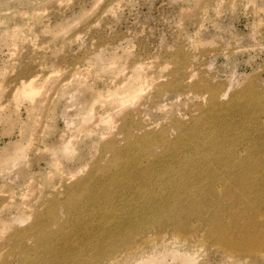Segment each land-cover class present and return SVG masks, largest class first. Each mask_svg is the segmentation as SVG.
<instances>
[{"label":"rangeland","instance_id":"obj_1","mask_svg":"<svg viewBox=\"0 0 264 264\" xmlns=\"http://www.w3.org/2000/svg\"><path fill=\"white\" fill-rule=\"evenodd\" d=\"M263 186L264 0H0V264H264Z\"/></svg>","mask_w":264,"mask_h":264},{"label":"bare ground","instance_id":"obj_2","mask_svg":"<svg viewBox=\"0 0 264 264\" xmlns=\"http://www.w3.org/2000/svg\"><path fill=\"white\" fill-rule=\"evenodd\" d=\"M23 88H24V87H23ZM129 92H131V91H129ZM133 92H134V91H133ZM125 93H126V92H125ZM133 94H135V93H133ZM214 94H215V92H214ZM211 95H212V94H211ZM126 97H127V96H126ZM129 97H130V96H129ZM129 97H128V98H129ZM215 100H216V99H215ZM215 100H214V101H215ZM214 101H213V102H214ZM210 106H211V105H210ZM215 107H216V106H215ZM209 121H210V120H209ZM209 123H210V122H209ZM214 124H215V123H214ZM215 126H216V125H215ZM212 127H213V126H212ZM209 128H211V127H209ZM217 128H218V127H217ZM217 128H216V129H217ZM216 129H215V130H216ZM212 131H213V130H212ZM210 132H211V131H210ZM214 132H215V131H214ZM211 135H212V134H211ZM209 136H210V135H209ZM218 136H219V135H218ZM218 136H217V137H218ZM215 139H216V138H215ZM220 139H221V138H220ZM211 140H212V139H211ZM218 141H219V139H218ZM225 141H226V139H225ZM229 142H230V141H229ZM209 143H211V142H209ZM216 143H217V142H216ZM220 143H221V142H220ZM224 143H225V142H224ZM224 143H223V144H224ZM191 144H192V143H191ZM207 144H208V143H207ZM223 144H222V145H223ZM228 144H229V143H227V145H228ZM209 145H210V144H209ZM229 146H230V145H229ZM207 147H208V146H207ZM207 147H206V148H207ZM209 147H210V146H209ZM212 148H213V147H212ZM220 148H221V147H220ZM229 148H232V147L230 146ZM203 149H204V148H203ZM208 149H209V148H208ZM217 149H218V148H217ZM223 149H224V148H223ZM205 150H206V149H205ZM224 151H225V150H224ZM232 151H233V150H232ZM205 152H206V151H205ZM209 152H210V151H209ZM209 152H208V153H209ZM211 153H212V151H211ZM185 154H186V153H185ZM205 154H207V152H206ZM214 154H215V153H214ZM208 155H209V154H208ZM208 155H207V156H208ZM240 155H241V154H240ZM189 156H190V155H189ZM200 158H201V157H200ZM220 158H221V156H220ZM223 158H224V157H223ZM239 158H240V157H239ZM189 159H190V158H189ZM205 159H206V158H205ZM207 159H209V158H207ZM233 159H234V158H233ZM220 160H222V159H220ZM201 161H202V160H201ZM214 161H215V160H214ZM237 161H238V160H237ZM219 162H220V161H219ZM216 163H217V160H216ZM216 163H215V164H216ZM220 164H221V163H220ZM237 164H238V162H237ZM154 165H155V164H154ZM192 165H193V164H192ZM186 166H187V165H186ZM202 166H203V165H202ZM215 166H216V165H214V167H215ZM250 166H251V165H250ZM235 167H236V166H235ZM153 168H154V167H153ZM186 168H187V167H186ZM201 168H202V167H201ZM229 168H230V167H229ZM229 168H228V169H229ZM236 168H237V167H236ZM145 169H146V168H145ZM199 169H200V168H199ZM255 169H256V166H255ZM146 170H148V169H146ZM149 170H150V169H149ZM152 170H153V169H152ZM226 171H227V170H226ZM227 172H229V171H227ZM207 173H208V172H207ZM221 173H222V172H221ZM235 173H236V172H235ZM230 174H231V173H229V175H230ZM186 175H187V174H186ZM209 175H210V174H209ZM224 175H225V174H224ZM229 175H227V177H228ZM189 177H190V176H189ZM225 177H226V176H225ZM170 178H171V177H170ZM187 178H188V176H187ZM254 178H255V177H254ZM188 179H190V178H188ZM191 179H192V178H191ZM191 179H190V180H191ZM220 179H222V180H219V184H217L218 189H219V190H222V193H223L222 197L230 198L229 201H231V198H232L234 195L230 192L231 190H230L229 188H228V189L223 188V186H224V182L226 181V179H225V178L223 179V177H221ZM236 180H237V179H236ZM242 180H243V179H242ZM174 181H175V180H174ZM200 181H201V180H200ZM256 181H257V180H256ZM258 181H259V180H258ZM229 182H230V181H229ZM237 182H238V181H237ZM243 182H244V181H243ZM245 182H246V180H245ZM162 183H163V182H162ZM179 183H180V182H179ZM179 183H178V181H177V184H179ZM199 183H200V182H199ZM186 184H187V183H186ZM225 184H226V182H225ZM230 184H231V183H230ZM245 184H246V183H245ZM247 184H248V183H247ZM183 185H184V184H183ZM243 185H244V184H243ZM254 185H255V184H254ZM185 186H186V185H185ZM197 186H198V185H197ZM225 186H226V185H225ZM225 186H224V187H225ZM177 187H178V186H177ZM206 187H207V186H206ZM246 187H247V185H246ZM256 187H257V186H256ZM263 187H264V186H263ZM186 188H187V187H186ZM209 188H210V187H209ZM179 189H180V188H179ZM207 189H208V188H207ZM211 189H212V188H211ZM224 189H225V190H224ZM231 189H232V188H231ZM239 189H240V188H239ZM244 189H245V188H244ZM244 189H243V190H244ZM184 190H185V189H184ZM186 190H187V189H186ZM213 190H214V189H213ZM219 190H218V191H219ZM223 190H224V191H223ZM247 190H248V188H247ZM187 191H188V190H187ZM232 191H233V190H232ZM236 191L238 192V189H237ZM245 191H246V190H244V192H245ZM254 191H255V190H254ZM210 192H211V191H210ZM240 192H243V191L241 190ZM192 193H193V192H192ZM178 194H179V193H178ZM195 194H196V193H195ZM235 194H236V192H235ZM240 194H241V193H240ZM213 195H214V194H213ZM236 195H237V194H236ZM238 195H239V194H238ZM238 195H237V196H238ZM199 196H200V195H199ZM199 196H198V197H199ZM207 196H208V194H207ZM210 196H212L211 193H210ZM237 196H236V197H237ZM205 198H206V197H205ZM239 198H240V196H239ZM244 198H245V197H244ZM201 199H202V198H201ZM207 199H208V198H207ZM213 199H214V197H212V200H213ZM216 199H219V198H216ZM223 199H224V198H223ZM234 199H235V198H234ZM241 199H242V198H241ZM241 199H240V200H241ZM250 199H251V198H250ZM253 199H254V198H253ZM208 200H209V199H208ZM208 200H207V201H208ZM210 200H211V199H210ZM210 200H209V201H210ZM225 200H226V199H225ZM262 200H264V199H262ZM180 201L182 202V200H180ZM214 201H215V200H214ZM220 201L222 202L223 200H220ZM227 201H228V200H227ZM203 202H204V201H203ZM215 202H216V201H215ZM253 202H255V201L253 200ZM194 203H195V202H194ZM205 203H206V202H205ZM205 203H204V204H205ZM212 203H214V202H212ZM219 203H220V202H219ZM227 203H228V202H227ZM209 204H210V203H209ZM216 204H217V203H216ZM224 204H225V203H224ZM230 204H231V203H230ZM234 204H235V203H234ZM234 204H233V206H234ZM238 204H239V203H238ZM244 204H247V203H244ZM250 204H251V203H250ZM196 205H197V203H196ZM219 205H220V204H219ZM242 205H243V204H242ZM247 205H248V204H247ZM206 206H207V204H206ZM213 206H214V205H213ZM215 206H216V205H215ZM221 206H222V203H221ZM226 206H227V204H226ZM209 207H210V206H209ZM209 207H208V208H209ZM253 207H255V206H253ZM204 208H205V207H204ZM204 208H203V209H204ZM206 208H207V207H206ZM208 208H207V209H208ZM211 208H212V207H211ZM215 208H216V207H215ZM215 208H214V209H215ZM227 208H228V207H227ZM231 208H232V205H231ZM238 208H239V207H238ZM259 208H261V207H259ZM261 209H262V208H261ZM215 210H216V209H215ZM229 210H230V209H229ZM239 210H240V209H239ZM239 210H238V211H239ZM245 210H246V209H245ZM248 210H250V207H249ZM220 211H221V210H220ZM235 211H237V210H235ZM246 211H247V210H246ZM209 212H210V211H209ZM221 212H222V211H221ZM223 212H224V211H223ZM223 212H222V213H223ZM225 212H226V211H225ZM231 212H232V211H231ZM212 213H213V212H212ZM227 213H228V212H227ZM245 213H246V212H245ZM249 213H250V212H249ZM251 213H252V212H251ZM190 214H191V213H190ZM235 214H236V213H235ZM241 214H242V213H241ZM215 215H216V214H215ZM224 215H225V214H224ZM211 216H212V215H211ZM220 216H221V215H220ZM225 216H226V215H225ZM227 216H229V215L227 214ZM234 216H235V215H234ZM243 216H245V215H243ZM250 216H252V215H250ZM254 216H255V215H254ZM222 217H223V216H222ZM231 217H232V216H231ZM239 217H240V216H239ZM255 217H256V216H255ZM223 218H224V217H223ZM248 218H249V217H248ZM188 219H189V218H188ZM224 219H225V218H224ZM232 219H233V218H232ZM250 219H251V218H250ZM226 220H227V219H226ZM230 220H231V219H230ZM235 220H236V219H234V221H235ZM237 220H238V219H237ZM255 220H256V219H255ZM173 221H174V220H173ZM188 221H189V220H188ZM228 221H229V220H228ZM242 221H244L243 218H242ZM242 221H241V222H242ZM247 221H248V220H247ZM256 221H257V220H256ZM168 222H169V221H168ZM179 222L181 223L180 220H179ZM216 222H217V221H216ZM229 222H231V221H229ZM232 222H233V221H232ZM137 223H138V222H137ZM140 223H141V222H140ZM172 223H173V222H172ZM176 223H177V222H176ZM186 223H187V222H186ZM186 223H184V224L186 225ZM214 223H215V222H214ZM218 223H219V222H218ZM245 223H246V222H245ZM256 223H257V222H256ZM261 223H262V222H261ZM178 224H179V223H178ZM230 224L232 225V223H230ZM230 224H229V225H230ZM143 225H144V224H143ZM152 225H153V224H152ZM152 225H151V228H153ZM154 225H155V224H154ZM156 225H157V224H156ZM173 225H174V224H173ZM179 225H180V224H179ZM229 225H228V227H229V229H230V228H231V227H230L231 225H230V226H229ZM235 225H236V223H235ZM238 225H239V224H237V227H238ZM241 225H242V224H241ZM145 226H146V225H145ZM175 226H176V224H175ZM183 226H184V225H183ZM183 226H182V227H183ZM211 226L213 227L214 224L211 225ZM216 226H218V225H216ZM216 226L213 227V228H216ZM249 226H250V224H249ZM154 227H155V226H154ZM169 227H170V226H169ZM180 227H181V226H180ZM193 227H194V226H193ZM193 227H192V228H193ZM219 227H221V226H219ZM232 227H233V225H232ZM247 227H248V225H247ZM255 227H256V226H254V228H255ZM129 228H130V227H129ZM143 228H144V227H143ZM147 228H148V226H147ZM151 228H150V229H151ZM174 228H176V227H174ZM177 228H178V227H177ZM177 228H176V229H177ZM188 228H189V227H188ZM192 228H191V229H192ZM223 228H224V227H223ZM241 228H242V227H241ZM250 228H251V227H250ZM254 228H252V229H254ZM140 229H141V228H140ZM158 229H160V228L158 227ZM184 229H185V228H184ZM194 229H195V228H194ZM217 229H218V228H216V230H217ZM220 229H221V228H220ZM225 229H226V228H225ZM233 229H234V228H233ZM242 229H243V228H242ZM242 229H241V230H242ZM263 229H264V228H263ZM126 230H127V229H126ZM148 230H149V229H148ZM148 230H147V231H148ZM154 230H155V229H154ZM174 230H175V229H174ZM237 230H238V229H237ZM254 230H255V229H254ZM259 230H261V229H259ZM136 231H137V230H136ZM180 231H181V230H180ZM182 231H183V228H182ZM187 231H188V230H187ZM189 231H190V230H189ZM189 231H188V232H189ZM191 231H193V230H191ZM194 231H195V230H194ZM212 231H213V230H212ZM214 231H215V230H214ZM214 231H213V232H214ZM222 231L224 232L223 229H222ZM232 231H233V230H232ZM247 231H248V230H246V231H244V232H247ZM261 231H262V230H261ZM261 231H260V232H261ZM263 231H264V230H263ZM209 232H211V231H209ZM223 232H222V235L224 234ZM229 232H230V231H229ZM235 232L237 233V232H241V231H235ZM244 232H242V233H244ZM253 232H254V231H253ZM143 233H144V231H143ZM183 233H184V232H183ZM189 233H190V232H189ZM215 233H216V235H217V231H216ZM219 233H221V232L219 231ZM219 233H218V234H219ZM230 233H231V232H230ZM261 233H262V232H261ZM171 234H172V233H171ZM174 234H175V232H174ZM174 234H173V235H174ZM180 234H182V233L180 232ZM186 234H188V233H186ZM192 234L194 235L193 232H192ZM210 234H211V233H209V235H210ZM227 234H228V233H227ZM240 234H241V233H240ZM240 234H239V235H240ZM249 234H250V233H249ZM119 235H120V234H119ZM156 235H157V234H156ZM158 235H159V234H158ZM175 235H176V234H175ZM175 235H174V236H175ZM188 235H189V234H188ZM222 235H221V236H222ZM224 235H225V234H224ZM228 235H231V237L233 236L232 234H228ZM237 235H238V234H237ZM241 235H242V234H241ZM247 235H248V234H247ZM247 235H246V236H247ZM180 236H181V235H180ZM183 236L185 237V233H184ZM211 236H212V235H211ZM214 236H215V235H214ZM225 236H226V235H225ZM248 236H249V235H248ZM248 236H247V237H248ZM259 236H261L260 233H259ZM156 237H157V236H156ZM177 237H178V236H177ZM184 237H183V238L181 237V238L184 239ZM186 237H188V236L186 235ZM189 237H190V236H189ZM233 237H234V236H233ZM241 237H242V236H241ZM247 237H246V238H247ZM253 237H254V236H253ZM255 237H256V236H255ZM263 237H264V236H263ZM263 237H262V239H263ZM152 238L154 239L155 237H152ZM160 238H161V237H160ZM160 238H158V239H160ZM174 238H175V237H174ZM178 238H179V237H178ZM193 238H194V237H193ZM208 238H209V241L212 240V239L210 240V238H211L210 236H209ZM212 238H213V237H212ZM216 238L218 239V237H216ZM219 238H220V235H219ZM224 238H226V237H224ZM224 238H223V241H222V242H224L225 244H228V245L231 244V242L229 241L230 239H229L228 242H227V240H224ZM236 238H237V237H236ZM257 238H259V237H257ZM150 239H151V238H150ZM155 239H156V238H155ZM240 239H241V238H240ZM248 239H250V237H248ZM253 239H254V238H253ZM255 239H256V238H255ZM260 239H261V238H260ZM260 239H259V240H260ZM147 240H148V239H146V241H147ZM176 240H177V238H176ZM206 240H207V238H206ZM214 240H215V239H214ZM220 240H221V238H220ZM232 240H233V239H232ZM244 240H245V239H244ZM251 240H252V238H251ZM256 240H257V239H256ZM256 240H255V241H256ZM146 241H145V242H146ZM149 241H151V240H149ZM149 241H148V242H149ZM182 241H183V240H182ZM184 241H185V240H184ZM209 241H208V242H209ZM217 241H218V240H217ZM238 241H239V237H238ZM240 241H241V240H240ZM240 241H239V244H238V245H240ZM253 241H254V240H253ZM257 241H258V240H257ZM260 241H262V240H260ZM143 242H144V241H143ZM152 242H153V241H152ZM188 242H189V241H188ZM205 242H207V241H205ZM213 242H214V241H213ZM215 242H216V241H215ZM219 242H220V241H218V243H219ZM222 242H220V243H222ZM235 242H236V241H234L233 244H236V243H237V242H236V243H235ZM242 242H244V241H242ZM245 242H246V241H245ZM245 242H244V243H245ZM250 242H251V241H250ZM250 242L247 244V248H248V247H251V246L253 245V243H252V242L250 243ZM146 243H147V242H146ZM153 243H154V242H153ZM193 243H194V242H193ZM193 243H192V244H193ZM254 243H255V242H254ZM257 243H258V242H257ZM143 244H144V243H143ZM158 244H159V243H158ZM189 244H191V243H189ZM192 244H191V245H192ZM194 244H195V243H194ZM196 244H197V243H196ZM263 244H264V243H263ZM145 245H146V244H145ZM149 245H150V244H149ZM214 245H215V243H214ZM216 245H217V243H216ZM216 245H215V246H216ZM218 245H221V244H218ZM152 246H153V244H152ZM152 246H151V247H152ZM159 246H160V244H159ZM161 246H162V245H161ZM189 246H190V245H189ZM193 246H194V245H193ZM224 246H225V245H224ZM233 246H234V245H232V248H233ZM240 246H242V245H240ZM154 247H155V246H154ZM157 247H158V246H157ZM235 247H237V246H235ZM245 247H246V246H245ZM252 247H253V246H252ZM263 247H264V246H263ZM159 248H160V247H159ZM159 248H158V249H159ZM219 248H220V247H219ZM219 248H218V250H219ZM222 248L224 249L223 245H222ZM230 248H231V246H230ZM162 249H163V248H162ZM189 249H190V248H189ZM220 249H221V248H220ZM238 249H239V248H238ZM241 249H242V248H241ZM254 249H255V248H254ZM254 249H253V250H254ZM160 250H161V249H160ZM193 250H194V249H192V251H193ZM233 250H234V249H233ZM239 250H240V249H239ZM239 250H238V252H239ZM246 250H247V249H246ZM248 250H249V249H248ZM257 250H258V249H257ZM263 250H264V249H263ZM189 251H190V250H189ZM192 251H191V252H192ZM226 251H231V250L227 248ZM236 251H237V250H236ZM236 251H235V252H236ZM242 251H244V250H242ZM160 252H161V251H160ZM247 252H248V251H247ZM250 252H251V249H250ZM255 252H256V251H255ZM127 253H128V251H127ZM127 253H126V254H127ZM161 253H162V252H161ZM226 253H228V252H226ZM226 253H225V254H226ZM128 254H129V253H128ZM158 254H159V253H158ZM231 254H232V253H231ZM129 256H130V255H129ZM224 256H225V255H224ZM125 257H126V255H125ZM175 257H177V256H175ZM229 257H230V256H229ZM229 257L227 256V258H229ZM231 257H232V256H231ZM233 257H234V256H233ZM143 258H144V257H143ZM143 258H142V260H143ZM163 258H164V256H163ZM185 258H186V257H185ZM229 259L232 260L231 258H229ZM233 260H234V259H233ZM140 261H141V260H140ZM146 261H147V260H146ZM143 262H144V261H143ZM148 262H149V261H148ZM148 262H147V263H148ZM134 263H136V262H134ZM137 263H138V262H137ZM137 263H136V264H137ZM139 263H140V262H139ZM147 263H146V264H147ZM157 263H158V262H157ZM149 264H150V263H149ZM151 264H154V263H151ZM181 264H182V263H181ZM183 264H184V263H183Z\"/></svg>","mask_w":264,"mask_h":264}]
</instances>
